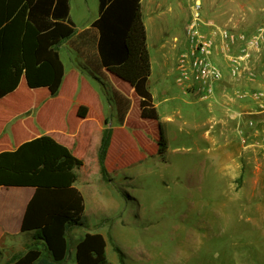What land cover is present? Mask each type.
<instances>
[{"label": "rangeland", "instance_id": "obj_1", "mask_svg": "<svg viewBox=\"0 0 264 264\" xmlns=\"http://www.w3.org/2000/svg\"><path fill=\"white\" fill-rule=\"evenodd\" d=\"M196 2L205 33L209 22L245 34L264 25V0H149L142 16L152 63L149 85L167 148L163 155L153 154L152 144L140 148L148 152L145 160L121 166L108 182L98 181L114 204L87 218L84 227L69 230L62 264H73V247L84 231L105 235L111 264H119L115 245L127 264H264V145L251 134L249 142L260 146L240 152V178L226 182L222 168L205 154L209 142L199 139L198 119L187 115H202L207 128L214 100L185 95L175 81ZM97 6V0H71L77 30L97 17ZM75 42L73 37L60 50L67 66L77 59L70 53ZM217 60L223 61L220 55ZM164 83L168 95L161 93ZM222 132L224 139L225 126Z\"/></svg>", "mask_w": 264, "mask_h": 264}, {"label": "crops", "instance_id": "obj_2", "mask_svg": "<svg viewBox=\"0 0 264 264\" xmlns=\"http://www.w3.org/2000/svg\"><path fill=\"white\" fill-rule=\"evenodd\" d=\"M148 3L149 0H141L142 16L144 9L149 11ZM69 6V17L75 24L71 0ZM161 6L158 4L160 9ZM27 11V4L23 3L13 17L0 28V88L8 92L0 98V152L14 150L23 142L42 135L50 136L57 143L67 147L82 161V166L76 170L75 187L83 196L82 216L86 225L87 218L105 210L107 205L114 204V199L107 195L110 193L109 189L98 184V181H105L97 158L102 130L105 126L112 128L105 159L111 180V174L121 169V166H130L146 159L148 152L140 148L144 149L152 144L153 154H157L158 121L141 118L140 99L127 82L104 68L101 69L100 75L92 72L85 64L84 58L73 47L70 48V53H74L77 59L75 63L70 62L67 66L60 50L64 45L68 46V41L59 47L64 75L58 94L50 96L47 88L30 89L26 84L21 58V39ZM95 19L89 20L83 29H76V32L90 28ZM147 41L146 32V43ZM262 62L263 55L257 56V73ZM150 64L151 77V58ZM256 78L252 79L247 73L237 81L227 79L224 85L219 86L214 105L209 110L210 123L207 128L205 117L203 119L202 115L187 113L198 119L194 124L199 125L198 136L201 143L209 142V146L204 148L205 154H210L212 164L222 168L226 182L231 184L240 178V171H237L238 167L243 165L240 152L254 145L260 146L258 142L250 143L246 136L249 128L245 120L249 116L245 115V110L253 108V104L248 98L236 96V92L241 94L245 90L259 87L261 83L259 77ZM110 87H114L130 100V107L122 125L117 123L116 109L110 99ZM161 89L163 95L170 93L166 83ZM180 89L187 95L182 87ZM151 94L154 102V95L152 92ZM154 105L157 109L156 102ZM80 106L87 108L85 117L78 115ZM180 113L186 116V113L178 111L179 115ZM107 118L109 122L106 125ZM224 126L227 133L225 138L221 139L220 134L223 133ZM238 126L243 129L242 134L238 133ZM243 137L248 141L247 144L242 141ZM34 192L35 189L31 186H0V264H10L15 256L24 255L26 246L34 242L32 231L21 230L27 204ZM80 227L84 226L72 229ZM85 232L90 231H84L83 234ZM107 245L106 239V247ZM73 249L75 258V245Z\"/></svg>", "mask_w": 264, "mask_h": 264}, {"label": "trees", "instance_id": "obj_3", "mask_svg": "<svg viewBox=\"0 0 264 264\" xmlns=\"http://www.w3.org/2000/svg\"><path fill=\"white\" fill-rule=\"evenodd\" d=\"M70 0H0V28L27 4V16L21 39V58L26 84L30 89L47 88L56 96L64 75L59 47L76 37L74 49L84 58L92 72L106 69L127 82L140 99L143 119L158 121L157 153L163 155L167 142L159 115L148 87L151 74L146 29L141 0H98V17L90 28L79 33L69 17ZM0 88V98L7 95ZM122 125L130 100L114 87L109 88ZM80 106L78 115L85 117ZM109 118L105 120L106 125ZM112 128L102 130L97 158L103 180L109 181L105 159ZM82 161L53 138L42 135L20 144L16 149L0 152V186H31L35 192L27 204L21 230L33 232V244L24 255L10 264H62L68 257V232L84 226V200L75 187L76 170ZM106 239L99 232H85L75 242L73 264H111L106 255ZM114 250L119 264H127L124 252Z\"/></svg>", "mask_w": 264, "mask_h": 264}, {"label": "built area", "instance_id": "obj_4", "mask_svg": "<svg viewBox=\"0 0 264 264\" xmlns=\"http://www.w3.org/2000/svg\"><path fill=\"white\" fill-rule=\"evenodd\" d=\"M194 8L186 27V45L177 58L176 83L186 94H195L200 100H214L219 86L227 79L237 81L247 73L252 79L259 77V87L241 94L236 92V96L248 98L253 104V108L245 110V115L249 116L245 120L249 128L247 139L251 134L258 135L264 145V25L254 33L245 34L209 22L204 24L205 33L200 28L199 6ZM219 55L223 61L217 60ZM260 55H263V62L257 73L256 57ZM238 133H243L240 126ZM242 141L248 143L244 137Z\"/></svg>", "mask_w": 264, "mask_h": 264}, {"label": "bare ground", "instance_id": "obj_5", "mask_svg": "<svg viewBox=\"0 0 264 264\" xmlns=\"http://www.w3.org/2000/svg\"><path fill=\"white\" fill-rule=\"evenodd\" d=\"M201 4H200V2H196L195 4H194V7H196V6H200Z\"/></svg>", "mask_w": 264, "mask_h": 264}]
</instances>
